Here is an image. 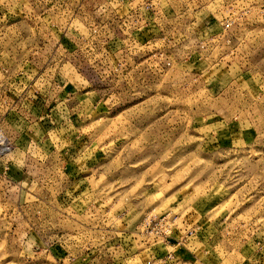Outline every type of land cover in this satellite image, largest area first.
Wrapping results in <instances>:
<instances>
[{
	"label": "rangeland",
	"instance_id": "rangeland-1",
	"mask_svg": "<svg viewBox=\"0 0 264 264\" xmlns=\"http://www.w3.org/2000/svg\"><path fill=\"white\" fill-rule=\"evenodd\" d=\"M103 254L264 264V0H0V264Z\"/></svg>",
	"mask_w": 264,
	"mask_h": 264
},
{
	"label": "crops",
	"instance_id": "crops-1",
	"mask_svg": "<svg viewBox=\"0 0 264 264\" xmlns=\"http://www.w3.org/2000/svg\"><path fill=\"white\" fill-rule=\"evenodd\" d=\"M69 94H66V93L62 94L60 96V97H62V101H65L66 97L68 99H71V96ZM63 95L64 96L66 95V96L64 97ZM69 105H70V103H69ZM69 115H71L69 112L67 113L66 111H59L58 110L55 113H52L51 115L47 116L48 123L56 124V125H59V126L60 125H62V126L64 125L62 127V130L63 129L64 130H69V127H70L69 123H71V116H69ZM24 135H25L26 139H32V137H31L32 134H30V135L24 134ZM39 143L37 142V145H39ZM26 144L23 145V146L26 147L27 146ZM66 147L67 146L66 145L64 146V144H62L60 141L51 144V148L54 149V152H61L59 157H57V159H56L57 160L56 161L57 165L60 166V164H62L63 167L68 169L69 167H71V154H70L71 151L68 148H66ZM25 163H26V160H25ZM34 165H37V160H36V163ZM25 166H28V165H25ZM23 176H24V174H23ZM105 229L107 231H109V228L106 227V228H104V230ZM121 230H123V229H121ZM170 244H171V242H170ZM169 247H174V246H169ZM163 249H164V251H166L165 254L164 253L163 254L166 255L168 253L167 252V247H165ZM101 258H102V264H117V263H120V262H124V263L126 262V260L124 258L123 259H118V260H116L117 262H115L112 259H109V255H107V254L106 255L103 254L101 256Z\"/></svg>",
	"mask_w": 264,
	"mask_h": 264
},
{
	"label": "built area",
	"instance_id": "built-area-1",
	"mask_svg": "<svg viewBox=\"0 0 264 264\" xmlns=\"http://www.w3.org/2000/svg\"><path fill=\"white\" fill-rule=\"evenodd\" d=\"M5 152L9 150V144L7 145V148L5 146ZM155 219H153V222L149 221L147 223L144 224V229L150 230L151 232L156 230L155 233L159 234L160 236H164V240L165 242L168 240L171 241V239H173L174 237L172 236V234H175L176 231L178 230V228H176V224H175V219H170L168 217H162L157 221H154ZM169 258L171 257V255L169 254L168 256Z\"/></svg>",
	"mask_w": 264,
	"mask_h": 264
}]
</instances>
